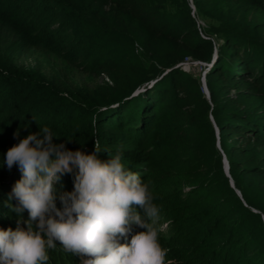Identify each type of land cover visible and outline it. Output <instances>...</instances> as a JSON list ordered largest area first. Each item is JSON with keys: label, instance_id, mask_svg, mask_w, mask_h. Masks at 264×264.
<instances>
[{"label": "trees", "instance_id": "1", "mask_svg": "<svg viewBox=\"0 0 264 264\" xmlns=\"http://www.w3.org/2000/svg\"><path fill=\"white\" fill-rule=\"evenodd\" d=\"M216 1L226 11L205 31L198 16ZM192 3L194 16L190 0H0L1 80L17 67L46 72L73 111L64 126H49L53 142L92 154L98 140L102 161L122 152L125 168L149 184L167 260L264 264V0ZM188 58L209 65V99L201 79L177 67ZM2 119L0 230H15L18 219L26 230L27 210L21 218L9 207L18 205L9 197L22 173L3 160L14 132L28 136L36 124ZM72 167L57 194L74 190ZM56 243L48 264L88 258Z\"/></svg>", "mask_w": 264, "mask_h": 264}, {"label": "clouds", "instance_id": "2", "mask_svg": "<svg viewBox=\"0 0 264 264\" xmlns=\"http://www.w3.org/2000/svg\"><path fill=\"white\" fill-rule=\"evenodd\" d=\"M54 139L50 127H40L6 153L3 165L22 173L9 197L18 205L9 207L21 218L27 210L29 219L26 230L19 227L22 219L15 230H0V264H48L57 241L65 253L88 257L82 264H174L159 242V209L149 184L125 168L122 152L102 161L98 140L85 154ZM72 166L78 169L74 190L57 194L54 185ZM134 227L146 231L134 233Z\"/></svg>", "mask_w": 264, "mask_h": 264}, {"label": "rangeland", "instance_id": "3", "mask_svg": "<svg viewBox=\"0 0 264 264\" xmlns=\"http://www.w3.org/2000/svg\"><path fill=\"white\" fill-rule=\"evenodd\" d=\"M192 1L193 0H190L193 9L194 5ZM209 9L212 10V14L208 16H198L199 23L205 31L214 30L218 27L220 23L217 19L226 11L225 4L218 1L213 2ZM194 12L195 8L193 9V13ZM194 62L193 65L186 67L184 71L203 81L205 67L201 62ZM3 77L7 82L4 84L1 80L2 76H0V117L3 118L2 120L6 125L24 126L35 123L36 125H31L29 127V130L35 133L36 129H38V124L45 123L48 127L51 125V127H53L59 123L64 126L69 120H72V108H69V104L66 100L54 94L50 87L51 83L49 82V77L46 72L41 75L37 72V69L33 71L32 69L23 70L17 67L3 73ZM80 79H82V77ZM53 116L54 118H52ZM32 117L34 119L31 122L30 120ZM68 128L69 131L74 129L73 126L64 127V129ZM24 134L26 135V133L20 130V136L18 138L12 136L13 141L18 144L21 139L25 138L23 136ZM139 156H141L140 159L137 155L130 156V160L128 157V162L134 161V166L135 163L144 159L142 153ZM143 164H146L145 160ZM132 170H134V168ZM151 180H154V178H151ZM57 184L58 183L55 185ZM164 227L165 226H162L161 228Z\"/></svg>", "mask_w": 264, "mask_h": 264}, {"label": "water", "instance_id": "4", "mask_svg": "<svg viewBox=\"0 0 264 264\" xmlns=\"http://www.w3.org/2000/svg\"><path fill=\"white\" fill-rule=\"evenodd\" d=\"M193 9H194V7H193ZM202 83H203V86H204L205 94H206L207 98L209 99V98H210V95H209L208 89H207V87H206L205 76H204V79H203ZM139 91H141V90L136 91L135 94H137ZM217 131H218V130H217ZM219 148H220V146H219ZM224 165H225V172H226V175H227L228 177H230V174H229V164H228V161H227V159H226L225 156H224ZM231 186L234 187V182H233L232 179H231ZM238 193H239V192H238ZM239 195H240V193H239Z\"/></svg>", "mask_w": 264, "mask_h": 264}, {"label": "built area", "instance_id": "5", "mask_svg": "<svg viewBox=\"0 0 264 264\" xmlns=\"http://www.w3.org/2000/svg\"><path fill=\"white\" fill-rule=\"evenodd\" d=\"M193 16H194V13H193ZM195 62L194 61H192L191 59H186V61L184 62V63H181L180 65H178L177 67H179L180 69H182V70H185L186 69V67H188V66H191V65H193ZM204 67H205V72H204V75L206 74V72H207V68L209 67V65L208 64H202Z\"/></svg>", "mask_w": 264, "mask_h": 264}]
</instances>
